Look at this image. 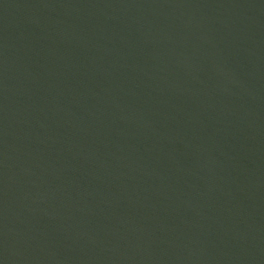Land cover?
<instances>
[{
    "label": "water",
    "instance_id": "water-1",
    "mask_svg": "<svg viewBox=\"0 0 264 264\" xmlns=\"http://www.w3.org/2000/svg\"><path fill=\"white\" fill-rule=\"evenodd\" d=\"M0 264H264V0H0Z\"/></svg>",
    "mask_w": 264,
    "mask_h": 264
}]
</instances>
